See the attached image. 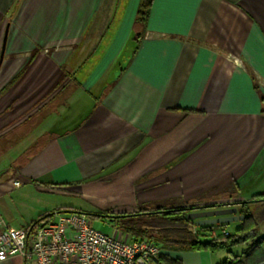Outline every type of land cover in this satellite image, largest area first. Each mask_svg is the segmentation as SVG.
<instances>
[{
  "label": "crops",
  "instance_id": "obj_1",
  "mask_svg": "<svg viewBox=\"0 0 264 264\" xmlns=\"http://www.w3.org/2000/svg\"><path fill=\"white\" fill-rule=\"evenodd\" d=\"M138 5L0 0V197L90 207L37 204L20 222L0 204L10 227L65 208L264 212V0H152L144 25ZM217 251L161 248L181 264H220Z\"/></svg>",
  "mask_w": 264,
  "mask_h": 264
},
{
  "label": "built area",
  "instance_id": "obj_2",
  "mask_svg": "<svg viewBox=\"0 0 264 264\" xmlns=\"http://www.w3.org/2000/svg\"><path fill=\"white\" fill-rule=\"evenodd\" d=\"M160 254L154 240L102 233L82 212L57 213L55 220L18 229L0 217V261L19 256L23 264H163Z\"/></svg>",
  "mask_w": 264,
  "mask_h": 264
},
{
  "label": "trees",
  "instance_id": "obj_3",
  "mask_svg": "<svg viewBox=\"0 0 264 264\" xmlns=\"http://www.w3.org/2000/svg\"><path fill=\"white\" fill-rule=\"evenodd\" d=\"M152 0H139L135 24L144 25L150 10ZM262 196V195H257ZM239 205L244 208L245 202L233 201L221 205L157 207L154 209L138 208L123 209L121 207L98 210L94 213L65 208L67 212H82L90 219L95 217L109 218L116 228L132 237H148L161 248L175 251L188 250H225L228 258L220 264H260L264 262V236L258 234V220L244 208V217L238 227L232 231H225L227 223L213 225L195 224V220L188 217L193 210L205 209L213 206ZM243 206V207H242ZM60 212V211H59ZM54 212H44L30 224L49 222ZM220 228V234L214 231ZM227 234H223V232ZM200 237H210L201 239ZM246 245L241 255H232L230 249L237 245ZM163 264H181L179 259H172L166 254H160Z\"/></svg>",
  "mask_w": 264,
  "mask_h": 264
},
{
  "label": "rangeland",
  "instance_id": "obj_4",
  "mask_svg": "<svg viewBox=\"0 0 264 264\" xmlns=\"http://www.w3.org/2000/svg\"><path fill=\"white\" fill-rule=\"evenodd\" d=\"M8 178V177H7ZM15 191L13 190H8L4 194V196L0 197V204L7 205V209H11L14 217L18 219L20 222H26L29 220L30 217H28V212H30V209H25V208H34L35 205L37 204H44L46 206L49 205V209H52L54 206H60V205H68V204H74L76 206L82 207L84 210H90V207L85 205L84 202L76 197L73 196H62V195H46V194H34L33 197L28 195L26 198H19L15 197ZM27 194V193H25ZM182 203L183 201H178V200H173V201H163L162 203H151L149 206L151 208H154L156 206H165L168 204H179ZM29 206V207H28ZM12 207V208H11ZM17 208V209H16ZM253 210L254 214H256L257 220H258V234L259 235H264V212L261 213L262 209L261 208H251ZM93 211V210H92ZM56 213L51 217V220H55L56 218ZM91 224L93 228L96 230L101 231L102 233L108 234V235H115L116 238L119 237L120 231L116 228L115 223L111 221L109 218L105 217H93L91 219ZM236 225L235 221L229 222L226 224V228L228 230L234 229ZM215 234L218 235L220 234V228H217L215 230ZM161 246V245H160ZM240 250V247H235L233 248V252H237ZM222 252L225 251H217L214 253V255H220Z\"/></svg>",
  "mask_w": 264,
  "mask_h": 264
},
{
  "label": "water",
  "instance_id": "obj_5",
  "mask_svg": "<svg viewBox=\"0 0 264 264\" xmlns=\"http://www.w3.org/2000/svg\"><path fill=\"white\" fill-rule=\"evenodd\" d=\"M241 208L235 206L223 207V208H205L199 210H193L188 213L190 219L195 220V224L199 225H213L223 224L232 221L242 220L243 215L237 214ZM201 239H210V237H200Z\"/></svg>",
  "mask_w": 264,
  "mask_h": 264
}]
</instances>
